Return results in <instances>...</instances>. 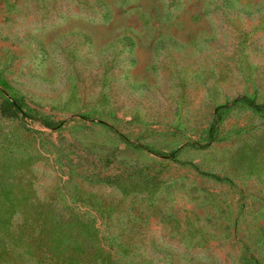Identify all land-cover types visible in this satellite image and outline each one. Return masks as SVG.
<instances>
[{
  "label": "rangeland",
  "instance_id": "obj_1",
  "mask_svg": "<svg viewBox=\"0 0 264 264\" xmlns=\"http://www.w3.org/2000/svg\"><path fill=\"white\" fill-rule=\"evenodd\" d=\"M11 100L0 264H264V0H0Z\"/></svg>",
  "mask_w": 264,
  "mask_h": 264
},
{
  "label": "trees",
  "instance_id": "obj_2",
  "mask_svg": "<svg viewBox=\"0 0 264 264\" xmlns=\"http://www.w3.org/2000/svg\"><path fill=\"white\" fill-rule=\"evenodd\" d=\"M6 104L12 105L15 108V111H19L21 114L25 115L24 112L21 111V109L19 108L18 104L16 103L15 100H11L10 102L7 101H2L0 103V114L4 115V116H10V112H8V108H5ZM212 126L210 127L211 130ZM174 154V151L171 152V155Z\"/></svg>",
  "mask_w": 264,
  "mask_h": 264
}]
</instances>
